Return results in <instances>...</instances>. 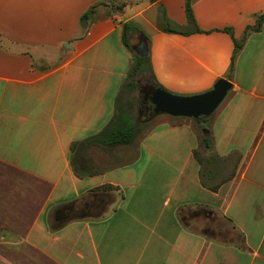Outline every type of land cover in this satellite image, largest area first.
I'll list each match as a JSON object with an SVG mask.
<instances>
[{
	"label": "crops",
	"instance_id": "obj_1",
	"mask_svg": "<svg viewBox=\"0 0 264 264\" xmlns=\"http://www.w3.org/2000/svg\"><path fill=\"white\" fill-rule=\"evenodd\" d=\"M185 4L0 0V244L16 258L4 264H264V26L228 79L234 38L264 14V0H192L210 33L162 32V11L188 28ZM128 22L149 37L166 90L201 94L223 78L234 87L219 114L201 120L211 124L197 128L201 137L190 123L147 125L130 146L84 149L80 178L74 145L113 119L132 66ZM135 144L131 160L96 162L97 151Z\"/></svg>",
	"mask_w": 264,
	"mask_h": 264
},
{
	"label": "trees",
	"instance_id": "obj_2",
	"mask_svg": "<svg viewBox=\"0 0 264 264\" xmlns=\"http://www.w3.org/2000/svg\"><path fill=\"white\" fill-rule=\"evenodd\" d=\"M97 6H93L89 11H87L81 18L82 23L89 21L94 13L95 8ZM186 16L188 21V28L181 29L179 27L174 26L170 20L166 17L164 11H162V22L160 25V30L165 33L172 34H181V35H192L196 33H210L203 31L199 28L197 21L194 16L192 0H186L185 4ZM264 26V14L258 15L256 17V22L252 26H248L243 38L238 41L234 38V33L231 28L224 29V32L230 34L235 41V51L232 58V62L229 69L228 79L235 67V61L238 53L243 49L245 43L249 39V37L254 33H259L262 31ZM145 35L150 41L149 37L145 34L143 30H141L136 24L133 22H128L123 25L122 29V41L125 48L133 54L132 57V66L128 75L126 77V82L124 83L117 99H116V113L110 123L99 133L89 137L85 141L81 143H76L74 145V155L72 157V165L74 167V171L76 175L80 178L85 177L87 173L83 170V160H82V151L90 146H100L109 150H114L117 147L130 146L134 144L137 139L141 135H145L149 129L147 128L148 123L155 117L153 112V105L150 101V105L153 107L152 111L149 115H146L148 118L145 122L140 123L135 116V109L128 103H124L125 95H132V93L137 88V79L140 75H144L146 73H150L154 80L155 88H161L166 90L156 79L153 71L152 61L150 52L147 57H140L134 53L132 49L131 39L135 35ZM168 91V90H166ZM170 92V91H168ZM172 93V92H171ZM205 118V117H203ZM200 118V119H203ZM199 119V121H201ZM203 124H200L202 127ZM147 130V131H146ZM203 144L206 148H211V140L209 137L203 138ZM194 155L196 159L203 164V158L201 157L198 150L194 151ZM204 186L209 187L205 182H203ZM218 186L209 187L213 191H217L219 189ZM114 188L112 186H103L97 189V191Z\"/></svg>",
	"mask_w": 264,
	"mask_h": 264
},
{
	"label": "water",
	"instance_id": "obj_3",
	"mask_svg": "<svg viewBox=\"0 0 264 264\" xmlns=\"http://www.w3.org/2000/svg\"><path fill=\"white\" fill-rule=\"evenodd\" d=\"M138 39L139 43L133 47V50L138 56L147 57L150 52L148 39L145 35L138 36ZM233 87L232 82L223 78L218 80L212 90L195 95H178L155 88L151 92L150 101L154 107L155 116L168 115L200 119L214 114Z\"/></svg>",
	"mask_w": 264,
	"mask_h": 264
},
{
	"label": "rangeland",
	"instance_id": "obj_4",
	"mask_svg": "<svg viewBox=\"0 0 264 264\" xmlns=\"http://www.w3.org/2000/svg\"><path fill=\"white\" fill-rule=\"evenodd\" d=\"M138 36H140V34H137L133 38V41L136 44L139 42V40L137 38ZM154 87H155V84H154V80H153L152 76L150 75V73H146V74L140 75L138 77L137 88L132 93V95H125L124 96V103H128L134 107L135 116L140 123H143L148 119L146 117V114L143 113V110H144L143 102H144V98H145L146 94ZM223 104L219 107V109L216 111L217 113H215V114H219V112L221 111V109L224 106ZM200 120H204V119H200ZM212 120L213 119H211V122H212ZM161 122H169L170 124H178V125H182V122L193 124L194 127H196V131L200 137L202 136V134H201L200 129H197V128H202L201 130L203 132V130L209 131V128L211 127L210 122L206 123V121H205V122L201 123L202 121H199V119L196 120V119H191V118L172 117V116H168V115H159V116L154 117L149 122L148 128L152 129L153 127H155L157 124H159ZM200 124H203L202 127L200 126ZM137 151H138V144H135L133 147L128 148L126 150H121L117 153H113L114 156H110L107 152L105 153V152L97 151L95 153V155H97V157H96L97 161L96 162L101 163V165L106 167L107 164H109L111 162L115 163V161H117V160L118 161L120 160V162L131 160L137 154ZM202 152L203 151H201V153ZM116 157H117V159H115ZM197 228H199V230H201V229H203V226L200 224H197ZM8 258L12 259V260L16 259V258L9 257L7 250H3V246L0 244V264H4V262H5L4 259H8ZM41 262H42V264H51L50 261H48L46 258H42Z\"/></svg>",
	"mask_w": 264,
	"mask_h": 264
},
{
	"label": "flooded vegetation",
	"instance_id": "obj_5",
	"mask_svg": "<svg viewBox=\"0 0 264 264\" xmlns=\"http://www.w3.org/2000/svg\"><path fill=\"white\" fill-rule=\"evenodd\" d=\"M155 89L152 88L145 96L144 98V102H143V107H144V110H143V113L146 114V115H149L152 111V106L150 105V97H151V92Z\"/></svg>",
	"mask_w": 264,
	"mask_h": 264
}]
</instances>
